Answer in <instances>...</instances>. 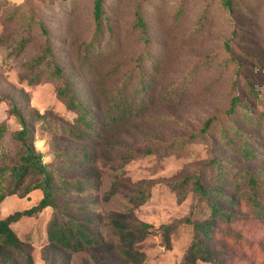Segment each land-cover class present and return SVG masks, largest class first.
<instances>
[{
	"label": "trees",
	"instance_id": "16d2710c",
	"mask_svg": "<svg viewBox=\"0 0 264 264\" xmlns=\"http://www.w3.org/2000/svg\"><path fill=\"white\" fill-rule=\"evenodd\" d=\"M153 1H135L128 33L134 37L138 49L129 61H114L124 50V44L109 22L108 0H94L93 34L78 48L76 60L86 76L84 95L74 85L56 51L55 37L33 4L27 2L28 19L21 35L10 44L18 56L33 45L36 49L25 64L21 79L33 85L42 80L53 81L58 98L74 114V119L60 130L67 144L54 146L53 162L46 163V154L36 148V124L49 123L48 115L27 112L22 96L8 93L5 98L8 113L18 127L11 133L15 153L0 161V189L3 190L0 209L8 196H26L35 190L43 192L35 206L5 219L0 216V254L5 256L6 263L14 264V256L19 255L25 264H34L28 245L20 240L12 224L52 208L53 216L47 229L49 251L62 252L68 258L86 253L94 264H114L116 257L127 264H150L145 243L160 237L166 246H171L173 237L182 231V226L167 223L156 227L134 215V209L148 203L159 186L167 187L180 203L193 195L197 200L194 208L205 215L201 219H192L190 215L184 219V225L191 231V242L182 264H232V258H241L243 253L253 255L259 249L235 228L240 224H264V90L249 76L247 64L231 50L230 42H224V58L209 54L200 63L205 71L215 67L220 74L234 77L223 110L206 118L198 129L189 126L188 135L170 142L152 134L146 137L145 143L139 139L137 123L146 119L157 103L177 105L214 86L213 80L203 85L200 66L193 65L170 86L159 88L164 69L156 56L157 47L146 18V8ZM77 2L65 0L60 10L68 3L75 11ZM219 5L231 16L239 9L254 14L262 10L264 0H219ZM207 12L208 9L199 16L190 36L198 35L205 27ZM183 16L184 11L179 10L175 22ZM105 29L109 39L101 45ZM259 33L264 42V26ZM232 34L234 40L237 30ZM121 72L122 77L117 78ZM2 101L0 99V104ZM160 120L174 121L167 115ZM9 130L7 123L0 124V147ZM201 141L209 146L211 157L196 175H186L181 180L143 181L131 192V179L120 172L138 157L164 161ZM73 142L81 143L82 149L74 150ZM97 144L102 154L119 156L118 165L114 167L117 174L106 198L122 195L131 205L127 212L112 213L108 217L119 237L120 254L96 229L91 216L80 212L76 203L65 200L70 192H83L87 185L95 182L84 170L92 165L98 167Z\"/></svg>",
	"mask_w": 264,
	"mask_h": 264
},
{
	"label": "rangeland",
	"instance_id": "374dc122",
	"mask_svg": "<svg viewBox=\"0 0 264 264\" xmlns=\"http://www.w3.org/2000/svg\"><path fill=\"white\" fill-rule=\"evenodd\" d=\"M29 1L55 37L56 51L61 56L62 63L76 88L84 95L87 86L86 76L76 65V60L78 48L84 42H88L93 34L94 0H78L75 11L71 10L68 3L60 10V5L65 0ZM29 1L0 0V99L3 100L0 104V124L7 123L10 127L0 147V161L15 153L11 133L18 126L14 118L10 117L5 100L8 93H13L24 97L27 112L38 111L39 114L48 115L49 123L36 124V148L46 154L44 161L51 163L54 146L63 147L67 144L60 130L63 126L67 127L73 123L74 114L68 111L58 98L56 84L53 81L42 80L33 85L21 79L26 71L25 64L36 49L33 45L26 53L18 56L12 51L10 44L14 38L21 35L20 32L28 19ZM135 1L107 2L109 22L116 28L118 40L124 44V52L122 51L114 61H129L138 49L134 37L128 33ZM21 5L23 6L19 7ZM207 9L205 27L198 35L190 36L199 16ZM179 10L184 11V16L175 22ZM146 18L157 47L156 56L162 61L164 69V79L159 88L170 86L193 65L200 66L203 85L213 80L214 86L209 91L188 97L177 105L164 101L157 103L147 118L137 123L139 139L143 143L149 134L156 135L165 142L186 136L189 126L198 129L206 118L223 110L234 77L228 73L220 74L219 69L215 67L205 71L203 64L200 63L209 54L224 58L225 41L230 42L231 50L233 49L236 56L247 64L249 76L264 90V42L259 33V29L264 26V6L260 12L255 11L254 14L239 9L235 16H231L219 5V0H154L146 8ZM234 30H237V35L233 40ZM108 39L109 33L105 29L101 45ZM122 75L123 72L117 78ZM256 110L258 111V108ZM163 115L174 121L164 123L160 120ZM71 146L77 151L82 149V144L78 142H73ZM95 151L98 167L92 165L84 170L94 177L95 182L87 185L83 192H70L65 200L76 203L75 205L81 208L80 212L91 216L96 229L106 240L114 244L120 254L119 237L110 226L108 217L112 213L127 212L131 205L122 195L106 198L117 174L114 167L118 165L119 156L115 154L110 157L102 154L100 144L96 145ZM210 157V148L205 142H194L186 147L184 152H176L174 156L164 161H159L156 157H138L120 172L131 179L130 190L134 192L136 185L143 181L181 180L186 175H196ZM1 191L3 190L0 189ZM42 197L41 190L32 191L26 196L19 194L8 196L1 205L0 216L5 219L15 212L29 209ZM196 204L197 200L193 195L180 203L167 187L159 186L154 189L153 197L148 203L134 209L135 216L156 227L167 223L182 226L181 233L173 237L171 246H166L160 237H154L145 243L150 264H182L191 242V231L184 225V219L189 215L192 219L205 217L194 208ZM52 216V208H47L37 216L23 218L12 224L20 240L28 245L34 264H94L86 253L74 254L68 258L62 252L48 250L47 229ZM235 230L248 242H254L259 249L253 255L243 253L241 258H232V264H264V224H240ZM5 261V256L0 254V264H8ZM13 262L25 264L19 255L14 256ZM114 264L127 263L116 257Z\"/></svg>",
	"mask_w": 264,
	"mask_h": 264
}]
</instances>
